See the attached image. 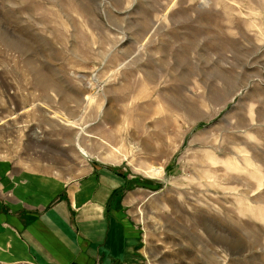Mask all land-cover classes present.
I'll use <instances>...</instances> for the list:
<instances>
[{
  "label": "rangeland",
  "instance_id": "obj_1",
  "mask_svg": "<svg viewBox=\"0 0 264 264\" xmlns=\"http://www.w3.org/2000/svg\"><path fill=\"white\" fill-rule=\"evenodd\" d=\"M2 165L105 177L143 264H264V0H0Z\"/></svg>",
  "mask_w": 264,
  "mask_h": 264
},
{
  "label": "crops",
  "instance_id": "obj_2",
  "mask_svg": "<svg viewBox=\"0 0 264 264\" xmlns=\"http://www.w3.org/2000/svg\"><path fill=\"white\" fill-rule=\"evenodd\" d=\"M106 181L101 178L102 186L93 189L92 182H83L64 191L54 177L10 175L2 165L0 264H143L138 228L122 206L91 199L105 194ZM110 185L114 191L118 187ZM74 196L78 199L72 202ZM78 201L84 205L73 222L71 210Z\"/></svg>",
  "mask_w": 264,
  "mask_h": 264
}]
</instances>
